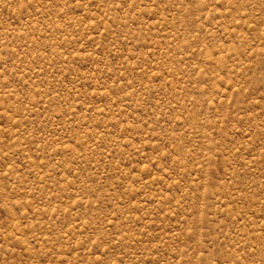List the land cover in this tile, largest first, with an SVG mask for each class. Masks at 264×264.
Returning <instances> with one entry per match:
<instances>
[{
  "label": "rangeland",
  "instance_id": "1",
  "mask_svg": "<svg viewBox=\"0 0 264 264\" xmlns=\"http://www.w3.org/2000/svg\"><path fill=\"white\" fill-rule=\"evenodd\" d=\"M0 264H264V0H0Z\"/></svg>",
  "mask_w": 264,
  "mask_h": 264
}]
</instances>
